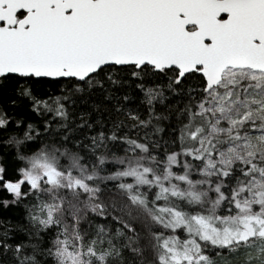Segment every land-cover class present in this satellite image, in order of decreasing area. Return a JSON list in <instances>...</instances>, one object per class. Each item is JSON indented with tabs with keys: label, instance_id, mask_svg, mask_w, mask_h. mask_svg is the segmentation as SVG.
Segmentation results:
<instances>
[{
	"label": "snow or ice",
	"instance_id": "obj_1",
	"mask_svg": "<svg viewBox=\"0 0 264 264\" xmlns=\"http://www.w3.org/2000/svg\"><path fill=\"white\" fill-rule=\"evenodd\" d=\"M9 78L10 264H264V0H0Z\"/></svg>",
	"mask_w": 264,
	"mask_h": 264
},
{
	"label": "trees",
	"instance_id": "obj_2",
	"mask_svg": "<svg viewBox=\"0 0 264 264\" xmlns=\"http://www.w3.org/2000/svg\"><path fill=\"white\" fill-rule=\"evenodd\" d=\"M12 87H13V85H12V82H11V79H10V78L7 79V80H5L3 83H0V102H2V101L5 99V97H7V95H9V94L11 93V91H12ZM177 99H178V98H177ZM93 102L99 103V102H100V101H99V97H96V98H94L93 100H89V101L87 102L88 106L90 107V105H91ZM169 103H174V101H173V100H169ZM164 107H166V105H165ZM84 110H88V108L85 107ZM157 110L159 111V110H163V109H161V108L158 106V107H157ZM9 111L11 112L12 110L9 109ZM75 114L78 116V115H79V112H76ZM105 115H106V113H105ZM161 123H162V126H163V128H164V131L161 133V135H162L165 139H167L168 136H169L168 128L170 127V125H169L168 121H162ZM0 154H2V153H0ZM10 155H11V150H9V156H10ZM12 218H13V220H14L15 222H17V223L22 222L21 219L19 218V216H17L15 213H13ZM102 222H105V221H102ZM10 260H11V256H10V254H9V256H7V257L0 255V264H10Z\"/></svg>",
	"mask_w": 264,
	"mask_h": 264
}]
</instances>
